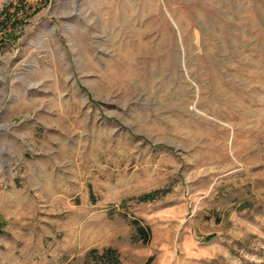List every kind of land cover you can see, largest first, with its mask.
I'll return each instance as SVG.
<instances>
[{
	"label": "rangeland",
	"instance_id": "374dc122",
	"mask_svg": "<svg viewBox=\"0 0 264 264\" xmlns=\"http://www.w3.org/2000/svg\"><path fill=\"white\" fill-rule=\"evenodd\" d=\"M3 10L0 264H264V0Z\"/></svg>",
	"mask_w": 264,
	"mask_h": 264
},
{
	"label": "trees",
	"instance_id": "16d2710c",
	"mask_svg": "<svg viewBox=\"0 0 264 264\" xmlns=\"http://www.w3.org/2000/svg\"><path fill=\"white\" fill-rule=\"evenodd\" d=\"M3 16H5L4 19L6 20L1 21ZM19 23H20L19 20L16 19L14 21H11L10 18L7 17V10H3L0 13V33L4 34L9 29L10 30L16 29ZM4 41H5L4 37H1L0 38V50L3 47ZM156 197H157L156 193L147 194L143 196L140 200L143 202H147V201L155 200ZM133 224L136 226V230L138 234L140 235V238L142 239V241L145 244H148L149 230L141 226L137 220H134ZM208 239H211V237H209ZM88 259L90 260V264H124L118 250L112 247H107L102 250L92 249L88 253ZM151 261H152V258H150L146 262V264H150Z\"/></svg>",
	"mask_w": 264,
	"mask_h": 264
},
{
	"label": "crops",
	"instance_id": "0c3cea01",
	"mask_svg": "<svg viewBox=\"0 0 264 264\" xmlns=\"http://www.w3.org/2000/svg\"><path fill=\"white\" fill-rule=\"evenodd\" d=\"M146 264V263H145Z\"/></svg>",
	"mask_w": 264,
	"mask_h": 264
}]
</instances>
